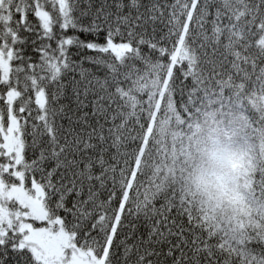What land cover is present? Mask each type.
I'll list each match as a JSON object with an SVG mask.
<instances>
[{
	"label": "snow or ice",
	"instance_id": "6c2138e0",
	"mask_svg": "<svg viewBox=\"0 0 264 264\" xmlns=\"http://www.w3.org/2000/svg\"><path fill=\"white\" fill-rule=\"evenodd\" d=\"M217 114L249 150L197 207ZM0 264H264V0H0Z\"/></svg>",
	"mask_w": 264,
	"mask_h": 264
},
{
	"label": "clouds",
	"instance_id": "9594fccd",
	"mask_svg": "<svg viewBox=\"0 0 264 264\" xmlns=\"http://www.w3.org/2000/svg\"><path fill=\"white\" fill-rule=\"evenodd\" d=\"M211 111H214L211 110ZM222 117L217 114L215 120L217 123H212V117H201V125L199 131L195 133L194 138L189 141L184 140V157L181 158V166L184 168L183 184L193 194L196 206H199V201H209V196H215L216 182L218 178H223L228 181L232 175L234 165H239L241 156L248 152V144L241 138V133L233 131L234 126H229L228 118L223 117L224 123L218 122ZM206 120V122H205ZM166 147L169 153L172 151V137L166 138ZM181 145L178 142L176 150L180 152ZM255 152L259 154L260 143L255 142ZM184 159L187 163H183ZM236 171H239L237 168ZM231 187V184H228ZM226 198L221 207H215L216 201L213 199L207 203L209 212L215 209V216L218 221H223L227 226V221L233 215L240 217L242 213L237 209L242 208L244 212H248L249 208L244 204L239 203L234 196Z\"/></svg>",
	"mask_w": 264,
	"mask_h": 264
}]
</instances>
